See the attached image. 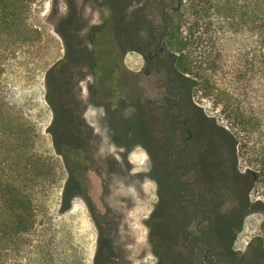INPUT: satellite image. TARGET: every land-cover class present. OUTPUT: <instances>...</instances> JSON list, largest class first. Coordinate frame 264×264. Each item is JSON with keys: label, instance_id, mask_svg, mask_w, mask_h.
Masks as SVG:
<instances>
[{"label": "trees", "instance_id": "trees-1", "mask_svg": "<svg viewBox=\"0 0 264 264\" xmlns=\"http://www.w3.org/2000/svg\"><path fill=\"white\" fill-rule=\"evenodd\" d=\"M32 1L0 0V31H11L25 20ZM101 1L109 13L101 22L89 27L85 34L87 42L81 43L74 37L76 30L71 26L77 15L75 0H64L67 11L59 19L56 30L65 42L66 54L53 63L46 74V96L53 110L48 131L68 172L60 210H69L74 197L86 189L87 142L74 130V111L69 106V101L72 102L69 92L76 84L79 66L86 65L91 70L90 99L107 106L109 113L120 111V115L117 114L120 121L111 123L115 143L129 148L140 146L154 162L160 159L159 144L146 120L144 102L139 97L144 91L143 83L129 72L124 55L128 51L148 49L147 43L136 45L137 32L142 34L139 35L141 38L157 41L169 21L165 19L167 15L172 17V23L163 34L161 62L173 75L179 90L188 92L192 99L199 91L211 97L240 129L237 131L245 132L246 136L239 137L226 126L220 127L214 119L206 117L201 105L194 102L203 116L219 128L218 131L210 128V133L223 136L220 150L226 156L228 170L236 171L238 151L243 149L252 154L264 173V0H193V16L188 20L184 12L188 0L157 2L152 13L150 4L132 6L135 0ZM31 141L25 120L0 97V264H16L11 255L20 251L24 236L37 224L34 183L43 177L41 170L46 161L28 151ZM151 174L164 178L156 167ZM211 191L217 209L220 197L213 189ZM162 192L168 191L163 188ZM225 198L228 199L224 203L227 208L239 200L234 192H227ZM248 206L249 200H243L242 213ZM168 213L170 228L165 230L163 227L165 216L162 211V216L153 221L150 239L155 244L159 241L164 252L171 254L174 238L171 233L181 224L175 223ZM157 230L161 232L160 238ZM214 252L210 249L211 258ZM254 256L258 258L254 264H262L259 260H264L263 253ZM245 261L249 263L254 259L246 257Z\"/></svg>", "mask_w": 264, "mask_h": 264}, {"label": "rangeland", "instance_id": "rangeland-1", "mask_svg": "<svg viewBox=\"0 0 264 264\" xmlns=\"http://www.w3.org/2000/svg\"><path fill=\"white\" fill-rule=\"evenodd\" d=\"M194 3L193 0L186 2L184 12L187 14V20L193 16L191 8ZM94 9L96 8L90 4L84 7V18L87 21H99V13ZM66 11L67 6L63 0H33L29 3L25 20L11 31H0V97L8 102L27 123L32 138L28 151L40 155L46 161V165L41 170L43 177L34 183L37 224L35 229L24 236L20 251L11 255L16 264H94L98 245V230L84 197H76L69 210L64 212L60 210L67 170L63 158L55 151L52 135L48 131L53 119V110L46 96L48 89L46 74L49 67L64 54L63 40L56 26ZM141 53L131 51L126 56L128 67L137 73L142 71ZM87 80V77L83 79L79 93L76 91L73 93L82 104L86 102V91L83 88ZM193 101L201 105L206 117L214 119L220 127L226 126L238 133L239 137L246 136L245 132H238L240 129H237L225 116L222 106L211 97L199 91L194 93ZM84 116L94 135L98 136L95 145L99 151L107 149L109 155L119 163L114 171L113 160L106 158L108 163H104L100 160L104 157H99L101 152L94 154V160L99 158L97 164L102 163L105 169L103 174L105 185L102 190L105 205L103 210L110 207L111 217L114 220L122 214L117 223V230L113 231L116 245L126 250L125 255L129 264H152L156 258L151 252L150 227L146 221L157 197L156 185L143 174L147 172L150 164L148 154L137 146L130 153L128 164H120L122 157L119 155L122 156V150L115 147L107 137L109 130H106L103 110L89 108L86 114L84 112ZM151 125L149 124L151 128H158L153 123ZM164 159L168 166L169 158ZM202 168L206 169V165H202ZM211 173L215 182H219L218 178L225 180L221 185L224 191L217 193L218 197L223 199L227 192L238 189L239 200H243L241 196L244 195L240 193L243 191L245 197L249 199L250 206L245 210L242 226L235 237L236 247L242 250L254 236H259V244L264 247V173L261 166L254 161L252 154L241 149L238 151L235 172L222 173L216 169V172ZM253 174L257 176L254 177ZM228 181L235 185L231 187ZM239 200L235 201L237 204H234V207H242V202ZM213 202V196L210 194L207 206L211 214L214 211ZM207 206L204 203V207ZM166 210L175 217L177 212L178 223L184 225L186 218L181 211L176 210L174 199L169 195ZM168 212H163L165 230L170 228ZM228 221L227 216H222L217 226V229L221 228L217 230L218 234H222ZM176 243L182 247L181 254H178L180 263H191V258H187V254L190 253L187 241L177 238ZM231 260L232 258H226L225 262ZM170 263L172 262L166 255L165 264Z\"/></svg>", "mask_w": 264, "mask_h": 264}, {"label": "flooded vegetation", "instance_id": "flooded-vegetation-1", "mask_svg": "<svg viewBox=\"0 0 264 264\" xmlns=\"http://www.w3.org/2000/svg\"><path fill=\"white\" fill-rule=\"evenodd\" d=\"M64 1V0H63ZM165 0H135L132 6L139 7L144 4L149 5V10L155 11L156 3L163 2ZM66 4V3H65ZM77 15L72 22V27H75L76 35L74 37L81 43H86L85 34L89 27L93 23L101 22L103 17L109 13L108 7H106L101 0H75ZM93 6L94 10L99 13V21H87L84 18V7L88 5ZM95 4V5H94ZM99 7L97 9V6ZM129 5L127 6V17L124 20H128L129 16ZM134 17L135 14H134ZM165 19H169L164 25L163 31L160 33L159 39L156 41L153 38H147L139 35V32H135L136 45H142L147 43L148 49L139 50L142 52L143 65L141 73L132 71L127 63L126 56L131 52L128 51L124 55V63L129 70L136 77L138 82L143 83L144 91L140 92V98L144 102L143 111L147 122L151 125L152 123L158 128H153V136L159 144L160 148V159L154 162L146 151L149 157L150 164L148 165L147 172L143 173L144 176L149 177L150 180L156 185V201L151 210V213L146 221V224L150 227L149 232V243L151 244V252L156 258L152 264H165L166 255L172 263L170 264H254L258 260L255 254L264 255V247L259 244V236H254L248 242V244L241 250L236 247V234L240 231L242 221L245 215V211L242 213L241 208H235L234 204L228 206L227 213L225 210L226 199H219L217 209L214 193H221L222 183L225 181L224 178H218L219 182L214 181V176L211 173L216 172V169L223 172L232 174V171L226 167V156L221 154V142L223 136L220 134H211L210 128L219 130L217 126L211 124V120L204 117L203 113L194 105L193 99L189 93L183 90H179L173 75L167 69L166 65L161 62L160 56L163 51L162 38L169 25L172 23V17L167 15ZM60 35V34H59ZM61 36V35H60ZM62 38V36H61ZM63 40V38H62ZM64 44V54H66V45ZM59 58V59H61ZM58 59V60H59ZM88 78L86 86L83 88L86 91V102L82 104L80 100L73 96V93L82 89L81 83L84 78ZM93 76L91 70L86 65L79 66L75 76V85L70 89L69 92V106L73 108V128L79 136L86 139V163L84 165L85 173V192L80 193L78 196L84 197L89 205L93 222L98 230V245L94 255V264H129L127 256L125 255L126 250L120 245H116V239L113 237V231L117 230V223L120 221L122 214L118 215L117 219L114 220L111 217V208L108 207L105 210L103 202V185H105L104 179V166L97 164L99 158L94 160V154L101 152L99 157H104L100 160L101 162L108 163L106 158L113 160L114 171L115 167L119 163L109 155L107 149H101L99 151L95 142H97V135L93 133V129L86 121L84 112L89 108L102 109L105 115V122L107 124L106 130H109V141L119 149L122 150L121 163H127L130 153L133 152L134 148L117 145L114 141V131L111 126L112 121L120 119L118 118L115 111H108L107 106L97 102H93L89 95V84L92 82ZM189 107H188V106ZM120 115V114H119ZM152 126V125H151ZM96 130V129H94ZM140 147V146H139ZM97 148V149H96ZM221 149V150H220ZM105 152V153H104ZM165 157L169 158V166H166ZM164 160H163V159ZM110 162V160H109ZM165 163V166L163 164ZM128 164V163H127ZM65 165V164H64ZM202 165H206V169L202 168ZM237 165V162H236ZM159 169L160 175H164V178L159 176H153L151 170L153 168ZM66 168V167H65ZM67 170V169H66ZM212 170V171H211ZM169 171V173H166ZM68 176V172H67ZM256 177V174H253ZM213 180H211V179ZM232 181V180H231ZM230 183V181H228ZM231 187L235 183H230ZM167 190L165 194L162 189ZM168 189H171L170 192ZM106 190H104L105 192ZM243 191V190H241ZM236 197L238 189L233 190ZM244 196L241 198L246 201L249 200L245 197V192H240ZM210 194L213 196V210L211 214L209 212L207 202H209ZM170 195L175 202L176 210L181 211L182 215L186 218L184 225L173 229L171 237L173 247L171 248V254L164 252L159 241L155 243L150 239V235L153 230V221L158 216H162V211L165 212L167 197ZM217 195V194H216ZM73 199V200H74ZM243 200H239L243 202ZM204 203L207 208L204 207ZM202 204V205H201ZM236 209H239L236 211ZM168 212V211H167ZM176 217L172 215L175 223ZM222 216H227L229 221L223 228L222 234H218V224L221 222ZM264 224V223H263ZM264 228V225H263ZM218 230V231H217ZM159 238L161 232L157 230ZM177 238H183L187 241L190 246V253L187 254V258H191L192 262L180 263L179 255L182 247H179L176 243ZM212 238V241H211ZM181 246V245H180ZM210 249H214L217 255H213L211 258ZM182 251V250H181ZM232 258L228 263L225 262L226 258ZM253 258V262H246L245 258ZM264 264V260H259Z\"/></svg>", "mask_w": 264, "mask_h": 264}]
</instances>
